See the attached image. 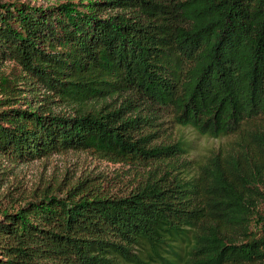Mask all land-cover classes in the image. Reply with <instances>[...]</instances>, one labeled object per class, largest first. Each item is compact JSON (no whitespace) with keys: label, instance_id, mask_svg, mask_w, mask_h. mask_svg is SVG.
I'll list each match as a JSON object with an SVG mask.
<instances>
[{"label":"trees","instance_id":"trees-1","mask_svg":"<svg viewBox=\"0 0 264 264\" xmlns=\"http://www.w3.org/2000/svg\"><path fill=\"white\" fill-rule=\"evenodd\" d=\"M70 149L130 188L7 191L0 264H264V0H0V156Z\"/></svg>","mask_w":264,"mask_h":264},{"label":"rangeland","instance_id":"rangeland-1","mask_svg":"<svg viewBox=\"0 0 264 264\" xmlns=\"http://www.w3.org/2000/svg\"><path fill=\"white\" fill-rule=\"evenodd\" d=\"M51 3L57 0H37ZM159 126L160 140L171 141L176 138L192 139L194 149L188 156L206 152L211 146L216 145L219 140L205 135H198L191 127L174 125L170 121H164ZM142 167H139V170ZM0 174L6 180L0 187V202L3 194L13 190L20 193L36 186L61 183L66 186L77 178L93 176L96 182H103L105 189L113 193L125 192L130 188L133 181L135 168L126 162H113L93 155L87 150L70 149L63 152L34 159L28 162L15 164L7 157L0 156ZM98 175V177H97ZM100 180V181H99ZM260 208L264 212V202ZM252 221V228L259 229L260 222ZM259 231V230H258Z\"/></svg>","mask_w":264,"mask_h":264}]
</instances>
